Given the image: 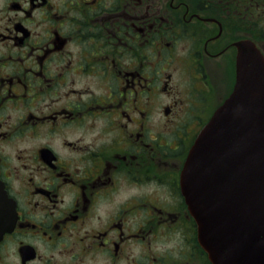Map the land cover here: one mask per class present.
Returning <instances> with one entry per match:
<instances>
[{"label":"flooded vegetation","instance_id":"af4514ba","mask_svg":"<svg viewBox=\"0 0 264 264\" xmlns=\"http://www.w3.org/2000/svg\"><path fill=\"white\" fill-rule=\"evenodd\" d=\"M242 45L264 0H0V264H211L180 173Z\"/></svg>","mask_w":264,"mask_h":264},{"label":"water","instance_id":"95a60500","mask_svg":"<svg viewBox=\"0 0 264 264\" xmlns=\"http://www.w3.org/2000/svg\"><path fill=\"white\" fill-rule=\"evenodd\" d=\"M180 184L211 264H264V58L255 46H239L233 89L191 145ZM5 201L0 185V237L12 226Z\"/></svg>","mask_w":264,"mask_h":264},{"label":"rangeland","instance_id":"374dc122","mask_svg":"<svg viewBox=\"0 0 264 264\" xmlns=\"http://www.w3.org/2000/svg\"><path fill=\"white\" fill-rule=\"evenodd\" d=\"M223 84H225V83L223 82L222 85L220 86V88H221V91H222L221 93L224 95V94L227 93L228 89H226L227 88L226 85L224 86Z\"/></svg>","mask_w":264,"mask_h":264}]
</instances>
